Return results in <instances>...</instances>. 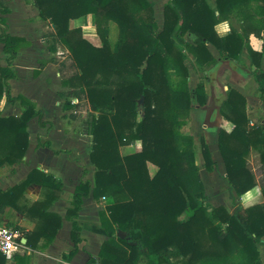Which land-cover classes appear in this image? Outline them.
I'll return each mask as SVG.
<instances>
[{
	"label": "trees",
	"instance_id": "16d2710c",
	"mask_svg": "<svg viewBox=\"0 0 264 264\" xmlns=\"http://www.w3.org/2000/svg\"><path fill=\"white\" fill-rule=\"evenodd\" d=\"M252 1L216 0L214 10L207 0H170L164 5V25L160 29L150 0H27L37 7L41 19L54 25L48 48L57 52V45H63L76 67L74 74L62 78L63 85L76 97H86L97 112L90 128L94 185L82 180L75 188L66 213L72 221L74 246L62 254L61 264L70 262L79 250L82 227L77 217L84 197L89 195L96 202L109 196L112 202L100 212L101 226L92 227L108 239L97 256L89 255L86 264H140L144 257L147 264H236V255L243 264L260 261L264 203L243 207L236 213L225 205L208 209L203 181L196 174L194 137L181 132L190 110L206 105L208 94L202 82L190 87L187 54L179 44L202 68L219 58H239L244 49L242 35L234 28L220 35L216 26L233 6ZM256 1L264 18V0ZM88 14L94 16L102 45L87 39L81 26L70 25L72 19ZM109 21L119 27L115 49L107 36ZM0 24V42L8 54V64H0V101L6 98L23 107L20 115H0L2 167L23 161L29 145L28 121L41 116L42 111L27 97L10 92L9 79L16 77L12 60L26 39L7 32L5 17L0 16ZM253 24L256 26L247 28L248 23L244 29L256 34L264 30V20ZM188 34L191 40L184 37ZM209 44L219 51L218 57L213 56ZM248 51L264 101V51ZM65 106L70 107L71 101ZM215 112L234 125L231 131L224 127L218 131V148L229 185L241 201L260 193L264 197V180H257L248 162L251 151L256 150L264 173V123H251L247 99L233 87L223 92ZM136 140L141 142L140 150L120 152V146ZM201 145L205 167L213 170L215 161L204 138ZM149 163L157 167L153 174ZM31 183L41 186L42 197L30 204L25 191ZM192 184L200 189V199ZM62 187V181L53 174L33 168L14 186L0 188V211L11 206L36 222L34 229L24 234V245L29 248L45 251L54 241L62 216L49 208L60 197ZM15 259L17 264H30L31 256L17 254ZM5 263L0 252V264Z\"/></svg>",
	"mask_w": 264,
	"mask_h": 264
},
{
	"label": "crops",
	"instance_id": "0c3cea01",
	"mask_svg": "<svg viewBox=\"0 0 264 264\" xmlns=\"http://www.w3.org/2000/svg\"><path fill=\"white\" fill-rule=\"evenodd\" d=\"M154 16L159 28L164 25V5L170 0H153ZM211 8L216 10V0H207ZM8 8L4 11L3 8ZM0 16L5 17L8 29L7 32L23 37L26 43L22 44L18 55L12 60V67L16 71V77L9 79L10 92L12 95H23L34 102L36 108L42 111L41 116L32 117L27 124L29 132V145L22 162L14 165H4L0 167V188L6 190L21 180H23L33 168H39L45 172L51 173L55 178L63 183L60 197L53 202L49 210L54 211L62 216V225L58 230L52 244L45 251H38L24 245L23 250L19 253H27L31 256L30 264H61L62 254L68 252L74 242L71 237L72 221L66 218V213L73 199L76 186L82 180H90L94 185V176L96 167L91 162L89 153L91 150L92 136L87 129L82 126V116L73 114L76 112L77 103L80 98L74 95L69 96L68 86L62 83L61 72L55 62L54 54L48 47L46 48V36L43 35L44 24L49 23L41 19L37 7L27 2V0H0ZM93 14H88L77 19L76 22L88 20ZM71 20V21H72ZM256 20L264 18L259 14L258 2L253 0L249 4L235 5L230 9L225 18H221L216 29L220 35H224L231 28L236 29L243 37L244 49L241 51L239 58L229 60L219 58L218 61L206 68L197 64L195 58L188 52L186 64L190 70L189 84L195 88L197 83L202 82L208 94V102L200 107L195 105L190 110V117L193 121L201 123L207 122L202 129L206 135V141L211 148H218V131L220 127L231 131L233 123L224 116H216L215 106L223 92L230 87L239 90L247 99V114L251 119L252 112L256 116L264 118V101L259 99L258 83L252 74L255 65L249 54L248 49L255 51H264V30L260 34L250 32L244 29L252 28L256 25ZM53 26V27H52ZM51 28L54 30V25ZM82 28H88L85 37L95 45H100L96 35L93 34L91 25L81 24ZM2 26L0 24V34ZM186 39L191 40V35H185ZM180 45V44H179ZM182 45V44H181ZM213 56L218 57L219 51L212 44L208 45ZM8 54L3 50V43L0 42V64L6 66ZM194 63L204 73L205 77L198 78L192 64ZM262 67H264V56L262 58ZM211 95V96H209ZM68 96V97H66ZM64 100L71 101V106L66 107ZM65 107V108H64ZM23 107L18 103H11L3 98L0 101V115H20ZM87 112L86 110H83ZM51 115L54 116L52 120ZM216 117V120L212 118ZM219 119L226 122L219 124ZM214 124V123H217ZM251 123L252 122L251 120ZM80 124V125H79ZM216 125V126H215ZM81 126V127H80ZM227 126V127H226ZM200 128V127H199ZM210 136V139H209ZM136 150L141 148V142H133ZM132 143V144H133ZM48 144V145H47ZM127 146H133L128 144ZM218 148V149H217ZM219 156V152L217 151ZM216 157V156H215ZM202 180H204L202 178ZM235 193L230 186V195ZM236 195V193H235ZM30 204L42 197V188L39 184L31 183L25 191ZM262 194H257L247 201H241L237 197V203L247 207L260 202ZM112 202V198L105 196L100 202H96L92 195L84 197L82 207L79 211L77 221L81 225L80 231L82 241L79 244L78 252L73 256L70 262L66 264H86L89 255L97 256L101 246L107 236L92 230L93 226L100 227V212L105 209L106 205ZM29 204V203H28ZM7 223L19 232L23 244L26 242L24 234L34 229L36 222L27 217L21 211L6 206L0 211V224ZM260 252L264 247L258 245ZM262 256V253L260 254ZM5 264H17L16 259L6 260Z\"/></svg>",
	"mask_w": 264,
	"mask_h": 264
},
{
	"label": "rangeland",
	"instance_id": "374dc122",
	"mask_svg": "<svg viewBox=\"0 0 264 264\" xmlns=\"http://www.w3.org/2000/svg\"><path fill=\"white\" fill-rule=\"evenodd\" d=\"M150 1L152 4L154 3L153 0H150ZM81 24H84L86 26L91 25V29H92L93 34L97 36V38L99 39V40H97L98 43H100V45H102V40L99 37V35L97 33L96 26L94 24V16L90 17V22L88 20H85L83 22H76V21L72 20L70 22V25L72 27L81 26ZM52 25L53 24H51V23H46L43 26L44 27L43 35H45L46 38L48 37L46 39V43H45V45H46L45 51H47V47H48L49 43L51 42L50 35L54 31L51 28ZM82 29H83L84 36L86 33H87V36H89V33L87 31L88 28H85V29L82 28ZM107 29H108V35L107 36H108V39L110 42V46L113 49H115L117 46V43L119 41V37H120L119 27H118L116 22L109 21L107 24ZM179 46L184 48L183 45H179ZM57 48H58L57 52L52 54V56H54L55 62L57 63V67L61 72V77L62 78L63 77H65V78L69 77L70 75H72L76 72V67L74 66L73 61L70 58L69 51L63 45H60V44L57 45ZM185 51L188 52L186 49H185ZM190 64H192V63H190ZM191 68H193V70H195L196 74L198 75V78H201L202 76L205 77L204 73H202L200 71V68L197 67V65H195L194 63L192 64ZM252 74L254 75V70H253ZM170 75L173 79L176 77L173 69L170 70ZM72 94H73L72 89H70L69 90V96H71ZM209 96H211V95H209ZM259 96H260V90H259ZM66 97H68V96H66ZM259 99H260V97H259ZM64 103H66V100H64ZM83 110H86L87 112H84ZM141 111L142 110H141V105H140V113H141ZM73 114H76L77 116H82L81 117L82 125H83L82 127L87 129V131L90 133L91 122H92L93 117L95 115H97V112H95L94 110L91 109L90 104H89L86 97H82L79 99V101L77 103L76 112H74ZM251 114H252V116H251L252 122L264 123V118L256 116V114L254 112H252ZM51 118L53 120L54 116L51 115ZM212 119H214V118H212ZM213 121H215V120H211V122H213ZM218 122H219V124H223V125L226 123L224 121H221V119H219ZM218 122L214 123V124L218 125ZM207 123H208V121L204 122V120L201 123H197L196 121L194 122L190 116L186 117L184 123L181 126V132L184 134H187V135H192L194 137V149H195L194 160H195V164L197 167V171H196L197 173L196 174L201 179L202 178L204 179V180H202L203 181L204 194L206 195L204 201H205L207 208L211 209L214 206L225 205L231 213H236V212L240 211L244 206H242L236 202L237 196L235 195V193H231V195H230V185H229L227 179L225 178L226 172H225L224 162H223L222 157L220 155V151L217 148L218 149L217 151L219 152V156H218L217 151L215 150L216 147L213 146V142H211V148L209 147V149L211 151L212 158L215 161L214 162V169L208 171L205 167V160H204V157L202 155L201 138H204V140L206 139L207 134H205V132L202 129H204V127H203L204 124H207ZM226 125H228V124L226 123ZM209 139H210V136H209ZM132 143H130V144L133 146H130V147L127 146L128 144L120 146V152L122 154H128V153L134 152L136 150V148H135L136 144H134V143L132 144ZM248 162H249V165L252 168L257 180L259 182H263L264 173L261 169V161H260L259 153L256 150L251 151L250 155L248 156ZM149 169H150L151 174H153L156 171L157 167L154 164L149 163ZM191 187L194 190H196L195 195L197 196L198 199H200L201 198L200 189H196L193 184L191 185ZM258 203H264L263 195H262V198H260V202H258ZM1 224H3V223H1ZM4 224H6L8 227L13 228L11 225H9L7 223H4ZM260 244L261 243H259V245ZM261 245L264 247L263 244H261ZM261 253H262V256L260 255V261L257 264H264V249H262L260 254ZM233 261L236 264H243L242 259L237 255L233 257ZM147 262H148L147 258L144 257L143 260L140 262V264H147Z\"/></svg>",
	"mask_w": 264,
	"mask_h": 264
},
{
	"label": "built area",
	"instance_id": "2783aa9c",
	"mask_svg": "<svg viewBox=\"0 0 264 264\" xmlns=\"http://www.w3.org/2000/svg\"><path fill=\"white\" fill-rule=\"evenodd\" d=\"M24 244L18 231L0 224V252L6 260L14 259L23 250Z\"/></svg>",
	"mask_w": 264,
	"mask_h": 264
},
{
	"label": "water",
	"instance_id": "95a60500",
	"mask_svg": "<svg viewBox=\"0 0 264 264\" xmlns=\"http://www.w3.org/2000/svg\"><path fill=\"white\" fill-rule=\"evenodd\" d=\"M120 235H122V233L119 232Z\"/></svg>",
	"mask_w": 264,
	"mask_h": 264
}]
</instances>
